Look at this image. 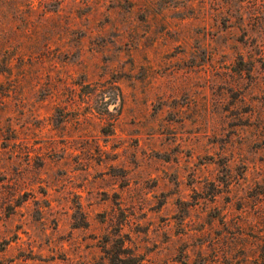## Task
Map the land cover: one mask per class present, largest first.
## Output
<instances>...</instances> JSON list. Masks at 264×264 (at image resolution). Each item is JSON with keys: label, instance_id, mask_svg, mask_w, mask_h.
Here are the masks:
<instances>
[{"label": "rangeland", "instance_id": "374dc122", "mask_svg": "<svg viewBox=\"0 0 264 264\" xmlns=\"http://www.w3.org/2000/svg\"><path fill=\"white\" fill-rule=\"evenodd\" d=\"M264 264V0L0 1V264Z\"/></svg>", "mask_w": 264, "mask_h": 264}, {"label": "trees", "instance_id": "16d2710c", "mask_svg": "<svg viewBox=\"0 0 264 264\" xmlns=\"http://www.w3.org/2000/svg\"><path fill=\"white\" fill-rule=\"evenodd\" d=\"M109 255L110 264H139L135 256H121L120 251L110 253Z\"/></svg>", "mask_w": 264, "mask_h": 264}]
</instances>
